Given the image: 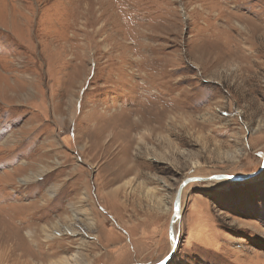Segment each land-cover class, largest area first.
<instances>
[{"label": "rangeland", "instance_id": "obj_1", "mask_svg": "<svg viewBox=\"0 0 264 264\" xmlns=\"http://www.w3.org/2000/svg\"><path fill=\"white\" fill-rule=\"evenodd\" d=\"M196 176L167 264H264V0H0V264H158Z\"/></svg>", "mask_w": 264, "mask_h": 264}, {"label": "water", "instance_id": "obj_2", "mask_svg": "<svg viewBox=\"0 0 264 264\" xmlns=\"http://www.w3.org/2000/svg\"><path fill=\"white\" fill-rule=\"evenodd\" d=\"M227 176H208V177H204V176H196V177H186L182 183L179 185L176 194H175V198H174V211H173V215L171 216L170 219V224H169V234L171 237V241L173 242V249L171 250V252L168 254L167 257L164 258V260H162L160 263L158 264H167L169 262V260L173 257V255L175 254V250L178 244V238H175V226H176V219H177V214L181 212V206H182V196H183V191L186 188L187 185L193 183V182H207L209 180H216L217 178H226ZM249 176H245V175H240L238 177H233V180H243L248 178ZM133 264H144V263H133Z\"/></svg>", "mask_w": 264, "mask_h": 264}, {"label": "bare ground", "instance_id": "obj_3", "mask_svg": "<svg viewBox=\"0 0 264 264\" xmlns=\"http://www.w3.org/2000/svg\"><path fill=\"white\" fill-rule=\"evenodd\" d=\"M3 2V1H2ZM13 21V20H12ZM14 23V22H13ZM238 177V176H237ZM222 179V178H221ZM219 180V179H218ZM212 181H214V179H212V180H209V181H207V182H212ZM72 206H73V204L70 206L71 207V210H72V212H73V210H74V213L76 214V212H75V210L76 209H74V208H72ZM83 215V214H82ZM180 215H181V212L180 213H178L177 214V219H176V224H177V222L179 221V217H180ZM79 220V219H78ZM86 220L88 221V222H90L91 223V219L89 218V216H87V218H86ZM73 221V220H72ZM84 221V220H83ZM70 222H71V220H70ZM45 227V226H44ZM48 227H45L44 229H43V231L45 230V232L47 233L48 232ZM73 230H75L74 228H71L70 229V231H73ZM175 238H177V233H176V228H175ZM84 241V240H83ZM86 241H84V243H85ZM173 249V242H172V244H171V250ZM79 256L76 254V255H74L73 256V258H75L76 259V261L79 259L78 258ZM67 262V260L66 259H62L60 262H58V264H65ZM81 264V263H80Z\"/></svg>", "mask_w": 264, "mask_h": 264}]
</instances>
